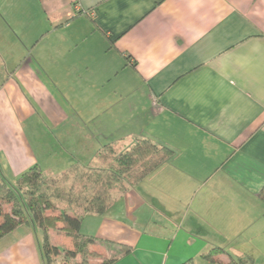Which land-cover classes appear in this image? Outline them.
<instances>
[{"label":"crops","instance_id":"1","mask_svg":"<svg viewBox=\"0 0 264 264\" xmlns=\"http://www.w3.org/2000/svg\"><path fill=\"white\" fill-rule=\"evenodd\" d=\"M138 137L173 155L86 215L100 256L84 264H231L202 257L215 247L264 264V0H0L9 179ZM50 239L74 249L62 231ZM42 240L20 226L0 240V264H46Z\"/></svg>","mask_w":264,"mask_h":264},{"label":"trees","instance_id":"2","mask_svg":"<svg viewBox=\"0 0 264 264\" xmlns=\"http://www.w3.org/2000/svg\"><path fill=\"white\" fill-rule=\"evenodd\" d=\"M173 155V150L148 137H138L125 150L113 144L103 145L87 164L75 162L65 170L46 174L39 164L21 173L11 184L0 166V240L22 225L40 229L43 234L42 253L46 264H59L64 253V264H69L79 254L100 256L90 251L97 239L82 232V222L87 214H103L116 200V191H126L144 180ZM264 198V189L262 191ZM11 204V209H5ZM59 209L58 213L48 210ZM61 224V226H58ZM59 230L71 236L74 249H62L50 239V231ZM122 253L129 247L122 245ZM226 253L231 264H254V259L243 255L233 257L222 247H215L202 257L220 262L218 255ZM115 258H105L101 264H111ZM182 264H196L190 258Z\"/></svg>","mask_w":264,"mask_h":264},{"label":"rangeland","instance_id":"3","mask_svg":"<svg viewBox=\"0 0 264 264\" xmlns=\"http://www.w3.org/2000/svg\"><path fill=\"white\" fill-rule=\"evenodd\" d=\"M7 178L9 179V177L7 176ZM10 180V182H11V184H14V181H12L11 179H9ZM123 192H125V191H121V192H119V193H123ZM5 209L7 210V211H9L10 209H11V204H6L5 205ZM58 213L59 212V209L57 208V209H55V210H48V213ZM58 226H61V224H59ZM59 231V230H58ZM90 249V248H89ZM90 251L91 252H95L94 250H91L90 249ZM99 257V256H98ZM98 257H96V256H92V255H89V256H83V255H81V254H79L78 255V258L76 259H71L70 261H69V264H71V263H75V264H84V263H94V261H97V260H95L96 258H98ZM63 261H64V253L63 254H61L60 255V257H59V260H58V263H60V264H64L63 263Z\"/></svg>","mask_w":264,"mask_h":264}]
</instances>
